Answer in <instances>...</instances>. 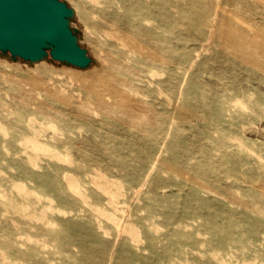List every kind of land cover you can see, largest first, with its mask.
I'll return each instance as SVG.
<instances>
[{"label":"rangeland","instance_id":"obj_1","mask_svg":"<svg viewBox=\"0 0 264 264\" xmlns=\"http://www.w3.org/2000/svg\"><path fill=\"white\" fill-rule=\"evenodd\" d=\"M62 1L88 66L0 52V264H264V0Z\"/></svg>","mask_w":264,"mask_h":264},{"label":"water","instance_id":"obj_2","mask_svg":"<svg viewBox=\"0 0 264 264\" xmlns=\"http://www.w3.org/2000/svg\"><path fill=\"white\" fill-rule=\"evenodd\" d=\"M71 15L62 0H0V52L29 62L50 57L88 66L91 58L69 27Z\"/></svg>","mask_w":264,"mask_h":264},{"label":"bare ground","instance_id":"obj_3","mask_svg":"<svg viewBox=\"0 0 264 264\" xmlns=\"http://www.w3.org/2000/svg\"><path fill=\"white\" fill-rule=\"evenodd\" d=\"M140 1H142V0H140ZM129 11H133V8L132 7H130L129 8ZM131 12H129V13H131ZM130 38H132V37H130ZM130 38H128V39H130ZM128 39H123V38H120L119 37V40H120V42L122 43V44H126L127 42H132V43H130V45L131 46H134V47H140V48H143V43H142V41L141 40H133V39H131V40H129V41H127ZM99 98H103L104 96H108L105 92H96L95 93ZM109 97V96H108Z\"/></svg>","mask_w":264,"mask_h":264}]
</instances>
